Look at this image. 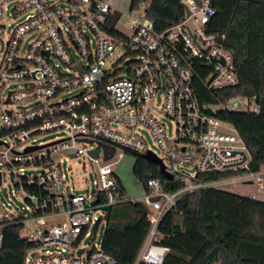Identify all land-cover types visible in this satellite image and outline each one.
<instances>
[{"label": "built area", "instance_id": "1", "mask_svg": "<svg viewBox=\"0 0 264 264\" xmlns=\"http://www.w3.org/2000/svg\"><path fill=\"white\" fill-rule=\"evenodd\" d=\"M180 1L184 16L159 30L151 0L132 2L131 15L107 0H0V242L20 226L34 244L25 264H117L103 243H83L94 224L108 226L113 207L137 201L149 231L136 264H162L169 249L158 244V226L185 195L243 185L256 191L242 195L264 201V164L250 169L243 138L217 116L259 112L257 97L201 104L199 84L213 93L239 83L234 52L226 32L211 30L212 0ZM103 144L114 149L109 157ZM147 152L183 186L169 190L150 177L145 196L131 198L116 168ZM75 159L88 160L93 181L81 186L66 165ZM212 173L219 176L199 178Z\"/></svg>", "mask_w": 264, "mask_h": 264}, {"label": "trees", "instance_id": "2", "mask_svg": "<svg viewBox=\"0 0 264 264\" xmlns=\"http://www.w3.org/2000/svg\"><path fill=\"white\" fill-rule=\"evenodd\" d=\"M145 0H134V5ZM148 17L163 30L177 23L185 14L180 0H151ZM216 15L210 27L213 32H226L225 45L234 52L239 83L213 93L199 84L201 104L227 101L236 96L257 97L259 112L218 111L217 116L232 124L243 138L250 154V169L260 170L264 164V0H212ZM230 7L224 20V8ZM136 179L146 187L150 177H158L166 189L183 186L178 179L163 176L159 166L133 153ZM218 174L200 175L203 180ZM149 231L147 209L139 201L113 207L108 231L123 245L129 231ZM20 226L4 231L0 246V264H25L27 252L34 244L20 237ZM158 244L169 249L162 264H264V201L233 191L206 188L187 194L171 208L159 223ZM132 244L136 255L138 246ZM136 246V247H135ZM104 249L117 264H131L120 246ZM146 264V263H141Z\"/></svg>", "mask_w": 264, "mask_h": 264}, {"label": "rangeland", "instance_id": "3", "mask_svg": "<svg viewBox=\"0 0 264 264\" xmlns=\"http://www.w3.org/2000/svg\"><path fill=\"white\" fill-rule=\"evenodd\" d=\"M107 1L110 2L111 4L117 6L125 14L131 15V13H132V9H131L132 7L131 6H132L133 0H107ZM229 11H230V7L228 6V4H226L225 8H224L225 16H224L223 23L227 22ZM127 19L128 18L125 17V19H124L125 24L127 22ZM21 20L22 19L20 18L18 20L12 21V23L17 24ZM122 54H123V52L121 50H117L113 54V56L111 57L109 63L110 64L116 63L121 58ZM239 102L242 104L245 103L243 100H239ZM140 130H141L142 134L146 137L148 142L150 144H153V139H152L150 133L148 132V130H146L145 128H141ZM63 135H64V133H62V132L54 133V134L47 135V136L41 138L40 141L46 142L49 140H54L56 137H61ZM154 148L157 149L156 147H154ZM157 150H158L159 155L162 156L161 151L159 149H157ZM135 161H136V158L134 155L127 154L119 162V164L116 168V174L119 177L123 186L126 188L129 196L133 199H140V198L145 196L146 190H145L144 185L141 182H139L134 175L133 168L135 165ZM67 164L68 165L71 164V166L75 169V174L78 177L81 186H82V183L86 181L85 179H89L91 181H93L95 179L91 165L88 162V160H85L84 163L83 162L80 163V162H78V160L75 159V160H71L70 162H67L66 165ZM232 191L239 193V194H248V192H255L256 187L255 186L247 187V186H243V185H238L235 188H233ZM259 197L261 198V196H259ZM17 204L19 206L23 205V203H21V202H17ZM104 210L107 211V209H104ZM32 226H34V224H32ZM147 240H148V233L146 234V230H143V228L135 229V230L128 232L124 242L137 244L136 246L139 245L138 247L135 246L137 248V250H135L136 255H134L132 252V250L134 248L131 247L132 244H129L128 246L123 245L120 240L115 238L113 233L108 231V226L106 225V222L102 221L101 223L94 224L92 226V228L90 229V236L84 241L83 246H85V247L88 246L89 242L97 243V244L103 243L106 245L116 244L117 246H120L122 248V250L124 251V253L127 257V261L130 262L131 264H136V262L138 261L140 253L142 252V250L145 248V246L147 244ZM0 246H1V242H0ZM215 264H219V263H215Z\"/></svg>", "mask_w": 264, "mask_h": 264}, {"label": "water", "instance_id": "4", "mask_svg": "<svg viewBox=\"0 0 264 264\" xmlns=\"http://www.w3.org/2000/svg\"><path fill=\"white\" fill-rule=\"evenodd\" d=\"M187 12H189V11L187 10ZM103 147L105 148V151H106V157H109V155H112V153L114 152V149H112L111 153L109 154L107 145L103 144ZM92 154L94 156H98L99 149L93 150ZM144 157L146 159H148L149 161L156 163L159 166L160 171L163 174V176H165L166 178H169V179H173V175L166 170V166H165L163 160L161 158H159L156 154H154L153 152H147L144 154ZM109 218H110V214L107 216V221H109ZM81 252H82V250L79 253H81Z\"/></svg>", "mask_w": 264, "mask_h": 264}]
</instances>
